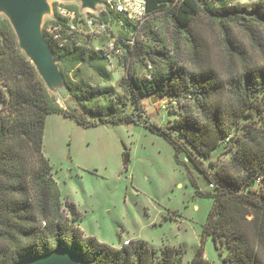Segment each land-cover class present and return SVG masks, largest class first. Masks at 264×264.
Returning a JSON list of instances; mask_svg holds the SVG:
<instances>
[{
    "label": "trees",
    "instance_id": "obj_1",
    "mask_svg": "<svg viewBox=\"0 0 264 264\" xmlns=\"http://www.w3.org/2000/svg\"><path fill=\"white\" fill-rule=\"evenodd\" d=\"M146 1L148 19L140 26L110 10L99 16L103 25L123 22L126 36L115 46L123 48L129 70L117 88L131 102L130 113L121 109L115 89L102 87L110 80L109 60L102 49L89 47L91 35L84 29L71 31L56 11L42 30L64 87L78 105L68 112L21 52L12 27L0 22V85L7 92L0 101V264H18L57 249L71 250L88 264H183L180 250L164 248L158 257L140 242L115 249L85 237L78 225L81 214L66 200L64 184L43 147L51 114L85 127L139 124L134 112L142 111V101L155 94L170 97L177 119L171 129L146 120L143 124L172 146L180 165L184 154L212 189L202 193L192 180L198 196L214 201L205 230L215 246H226L225 264H264V0L252 8L224 0ZM159 18L172 28V41L146 29L148 21L159 24ZM200 19L220 32L225 53L220 68L208 61L206 47L195 38ZM74 24L85 23L77 15ZM185 46L196 59L192 68L180 65ZM84 69L94 73L93 79H86ZM139 70L147 75L140 76ZM218 149L233 152L210 171L200 159L210 160ZM188 264L213 263L199 251Z\"/></svg>",
    "mask_w": 264,
    "mask_h": 264
},
{
    "label": "rangeland",
    "instance_id": "obj_2",
    "mask_svg": "<svg viewBox=\"0 0 264 264\" xmlns=\"http://www.w3.org/2000/svg\"><path fill=\"white\" fill-rule=\"evenodd\" d=\"M224 1L246 8H252L259 2ZM31 5L35 16L29 18L30 14L27 16L19 11L14 0H0V22L6 21L12 27L21 52L36 68L57 104L63 110L72 112L78 105L66 91L59 65L43 43V26L60 8L73 7L76 9L75 20L78 15V21L85 23L76 26V29H84L86 35L89 31L86 21H91L93 25L90 31L97 33L102 25L99 16L104 8L103 2L31 0ZM161 19H158L159 24L148 21L146 29H153L172 41V28ZM103 26V34L91 36L90 48L105 50L106 44H115L119 37L126 36L120 23L117 25L109 20V24ZM196 32L198 45L205 46L208 51V61L217 68L222 67L225 53L220 46L219 30L200 19ZM127 36L130 38V35ZM237 37L246 43L243 35L238 34ZM119 50L120 55H113L109 61H105L110 80L101 85L115 89L116 96L121 97V109L130 113L131 102L117 88L118 82L129 70L122 59L124 50L121 46ZM171 50L174 51L173 46ZM191 54L189 47L185 46L180 55V65L194 67L196 59ZM139 71L140 76L147 75L144 70ZM83 75L86 79H93L94 73L85 70ZM5 97L7 92L0 85V101ZM150 98H154L155 104L151 103ZM170 101L167 94H155L144 99L142 111L134 112V118L141 122L139 124L85 127L62 114H51L45 124L44 152L51 159L57 179L64 184L66 200L72 202L81 214L78 225L85 237H93L99 243L115 249L124 246L125 241L140 242L155 250L158 257L164 248L180 250L183 264H188L201 251L205 260L225 264L228 253L226 246H215L205 230L214 201L198 196L192 180L196 181L202 193L212 189L208 188L205 179L200 177L184 154L179 156L180 165L172 146L143 124L146 120L149 125L171 129L177 115L173 113L175 109L168 105ZM233 150L224 153L218 149L210 160L200 161L213 171L229 160ZM126 155H129V161L125 166ZM66 211L69 212L68 209Z\"/></svg>",
    "mask_w": 264,
    "mask_h": 264
},
{
    "label": "built area",
    "instance_id": "obj_3",
    "mask_svg": "<svg viewBox=\"0 0 264 264\" xmlns=\"http://www.w3.org/2000/svg\"><path fill=\"white\" fill-rule=\"evenodd\" d=\"M103 2V11L106 12L107 10L112 11L113 13L122 16L124 19H126L129 24L133 26H140L143 25L146 20L148 19L147 14V1L146 0H102ZM58 14L62 16L63 18L68 20L69 29L71 31H76V25L74 24V20L76 18V15L74 12H70L67 9L60 8L58 10ZM123 24V22H121ZM93 23L91 21H86V28H89L88 35L93 36V34H103L105 32V27L103 24L99 27V32L93 33L91 30ZM96 51H99L101 49L96 48ZM105 52V58L107 60H110L111 57L120 55V50L116 48L115 44L108 43L105 50H102ZM175 104V103H174ZM229 139H226L224 141V144L228 142ZM129 242L125 241L124 245H128Z\"/></svg>",
    "mask_w": 264,
    "mask_h": 264
},
{
    "label": "water",
    "instance_id": "obj_4",
    "mask_svg": "<svg viewBox=\"0 0 264 264\" xmlns=\"http://www.w3.org/2000/svg\"><path fill=\"white\" fill-rule=\"evenodd\" d=\"M19 11L29 15V18L35 16L32 10L31 0H14ZM27 15V16H28ZM151 103L155 104L154 98L151 99ZM129 161V155L125 156L124 165L126 166ZM18 264H88L84 258L78 254L66 249H57L54 252L42 256L33 260L21 261Z\"/></svg>",
    "mask_w": 264,
    "mask_h": 264
},
{
    "label": "bare ground",
    "instance_id": "obj_5",
    "mask_svg": "<svg viewBox=\"0 0 264 264\" xmlns=\"http://www.w3.org/2000/svg\"><path fill=\"white\" fill-rule=\"evenodd\" d=\"M39 17V16H38ZM41 18V17H40Z\"/></svg>",
    "mask_w": 264,
    "mask_h": 264
}]
</instances>
